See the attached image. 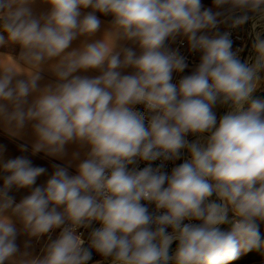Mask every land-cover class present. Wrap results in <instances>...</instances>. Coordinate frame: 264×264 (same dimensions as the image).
<instances>
[{
  "label": "clouds",
  "instance_id": "obj_1",
  "mask_svg": "<svg viewBox=\"0 0 264 264\" xmlns=\"http://www.w3.org/2000/svg\"><path fill=\"white\" fill-rule=\"evenodd\" d=\"M34 3L0 0V264L264 255V0Z\"/></svg>",
  "mask_w": 264,
  "mask_h": 264
},
{
  "label": "crops",
  "instance_id": "obj_2",
  "mask_svg": "<svg viewBox=\"0 0 264 264\" xmlns=\"http://www.w3.org/2000/svg\"><path fill=\"white\" fill-rule=\"evenodd\" d=\"M204 2L207 4L210 2V0H204ZM34 11L36 13H40V12H44L48 9V6L44 3H42V0H35V3L32 5ZM88 11V10H85ZM98 16H100V19L102 20L103 24H107V22H109L111 20L110 16H102L101 14L97 13ZM99 33L97 34V38H99ZM79 44V40L74 42L73 47L77 46ZM12 49H10V46H6V47H0V52H4V51H10L12 54L14 55H18L19 51H20V47L19 45H14L11 46ZM96 73H89V75H95ZM50 79H52L49 75L45 74V80L42 83L48 82ZM262 93V92H259ZM257 93V94H259ZM29 139V134L26 133L24 140H15L13 138H10L6 133L3 132L2 129H0V144L5 145L7 148L6 151V155L7 156H15L18 154H21L19 152V146L22 143H26L28 142ZM74 148L70 147L69 148V152L71 153V151H73ZM34 162L37 164H44L46 167H48V171L49 173H51L52 168H51V164L53 162H59V163H64V161H52L51 159H40V158H34ZM70 171L73 172L74 174V169H70ZM47 178V175L42 176L38 179V183H43ZM0 183H2V181H0ZM26 194V190H21V193L17 194V200H19L20 196ZM25 238L24 237H20L18 238V243H20L22 245V242ZM39 245H36V251H39ZM250 264H264V261H257V262H252Z\"/></svg>",
  "mask_w": 264,
  "mask_h": 264
},
{
  "label": "built area",
  "instance_id": "obj_3",
  "mask_svg": "<svg viewBox=\"0 0 264 264\" xmlns=\"http://www.w3.org/2000/svg\"><path fill=\"white\" fill-rule=\"evenodd\" d=\"M246 27V25L244 26ZM244 27L242 29H237V30H234L233 33H232V39L234 41V48H241L243 51L241 53L242 57L243 56H247L249 53V51H246V48H247V39L248 37L250 36V32H248L247 36L244 34ZM174 47L176 45H173ZM181 51L188 57V61L190 64L192 63H195L198 61V54H195V53H189L187 51V45L185 44L184 47L181 48ZM179 79V75L177 74H174V78H173V82H177ZM138 108H141L142 110V107L141 106H137ZM194 137H189V139H192ZM158 163V162H156ZM141 167H143V164H141ZM172 167V164L169 163L168 164V169L170 170ZM94 226H98V225H94ZM81 231H85L83 229H81ZM87 236V232L85 231V237Z\"/></svg>",
  "mask_w": 264,
  "mask_h": 264
},
{
  "label": "trees",
  "instance_id": "obj_4",
  "mask_svg": "<svg viewBox=\"0 0 264 264\" xmlns=\"http://www.w3.org/2000/svg\"><path fill=\"white\" fill-rule=\"evenodd\" d=\"M256 95L264 96V92ZM261 234L264 236V224L261 225ZM257 261H264V255H261L259 252H251L246 255H242L238 260L233 261L232 264H250Z\"/></svg>",
  "mask_w": 264,
  "mask_h": 264
},
{
  "label": "rangeland",
  "instance_id": "obj_5",
  "mask_svg": "<svg viewBox=\"0 0 264 264\" xmlns=\"http://www.w3.org/2000/svg\"><path fill=\"white\" fill-rule=\"evenodd\" d=\"M259 30V29H258ZM248 32H252V28H251V24H246V27H244V34L247 36V34H248ZM251 40H252V36L250 35L249 37H248V39H247V48H246V51H249V49H250V45H251ZM8 46H10V49H12L11 48V46H14V45H8ZM259 93V92H258ZM257 94V93H256ZM255 94V95H256ZM227 111V109L226 108H224V107H218L217 109H216V112H217V116H218V118L221 116V115H223L225 112ZM192 139H194V138H192ZM180 162H182V161H177V163H180ZM175 247V245H173V248Z\"/></svg>",
  "mask_w": 264,
  "mask_h": 264
}]
</instances>
